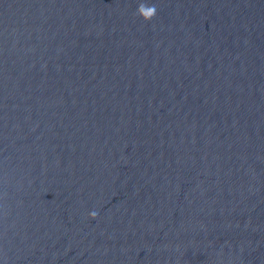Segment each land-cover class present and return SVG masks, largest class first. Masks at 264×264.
Listing matches in <instances>:
<instances>
[{
	"label": "water",
	"instance_id": "water-1",
	"mask_svg": "<svg viewBox=\"0 0 264 264\" xmlns=\"http://www.w3.org/2000/svg\"><path fill=\"white\" fill-rule=\"evenodd\" d=\"M0 264H264V0H0Z\"/></svg>",
	"mask_w": 264,
	"mask_h": 264
},
{
	"label": "clouds",
	"instance_id": "clouds-1",
	"mask_svg": "<svg viewBox=\"0 0 264 264\" xmlns=\"http://www.w3.org/2000/svg\"><path fill=\"white\" fill-rule=\"evenodd\" d=\"M157 13V9L154 5H148L141 2L137 8V14L141 16L144 20H151ZM89 216L95 218L97 216L96 211L89 212Z\"/></svg>",
	"mask_w": 264,
	"mask_h": 264
}]
</instances>
